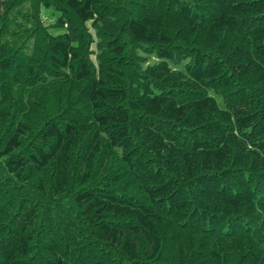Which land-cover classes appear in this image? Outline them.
<instances>
[{
    "label": "trees",
    "instance_id": "obj_1",
    "mask_svg": "<svg viewBox=\"0 0 264 264\" xmlns=\"http://www.w3.org/2000/svg\"><path fill=\"white\" fill-rule=\"evenodd\" d=\"M0 264H264V0H0Z\"/></svg>",
    "mask_w": 264,
    "mask_h": 264
},
{
    "label": "rangeland",
    "instance_id": "obj_2",
    "mask_svg": "<svg viewBox=\"0 0 264 264\" xmlns=\"http://www.w3.org/2000/svg\"><path fill=\"white\" fill-rule=\"evenodd\" d=\"M55 15L52 14V12H45L44 13V21L47 23V25L52 26L55 22ZM55 33V32H54ZM59 33V32H58Z\"/></svg>",
    "mask_w": 264,
    "mask_h": 264
}]
</instances>
